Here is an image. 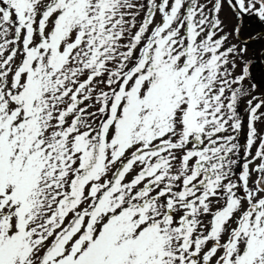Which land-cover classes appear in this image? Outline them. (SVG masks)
Masks as SVG:
<instances>
[{
  "label": "rangeland",
  "instance_id": "374dc122",
  "mask_svg": "<svg viewBox=\"0 0 264 264\" xmlns=\"http://www.w3.org/2000/svg\"><path fill=\"white\" fill-rule=\"evenodd\" d=\"M235 27L218 0H0V264H244L264 38Z\"/></svg>",
  "mask_w": 264,
  "mask_h": 264
},
{
  "label": "flooded vegetation",
  "instance_id": "af4514ba",
  "mask_svg": "<svg viewBox=\"0 0 264 264\" xmlns=\"http://www.w3.org/2000/svg\"><path fill=\"white\" fill-rule=\"evenodd\" d=\"M218 1L224 3L235 16L234 34L240 43H253L264 38V0H248L252 6L256 5V7L245 8V10L238 5V1L247 5L246 0ZM242 30L249 32V35L242 37ZM243 77L249 81H255L257 90L256 96L248 99L246 121L251 125L256 123L264 126V49L258 53L254 51L252 57L243 64ZM251 136L252 132L248 130L244 136V145L250 144ZM260 141L254 154L241 161L238 171L246 188L244 199L246 209L238 230L234 231L231 244L236 243L239 236L244 237V264H264V128L260 134ZM243 166L245 173L241 175ZM217 244L216 248L222 246L218 242Z\"/></svg>",
  "mask_w": 264,
  "mask_h": 264
},
{
  "label": "water",
  "instance_id": "95a60500",
  "mask_svg": "<svg viewBox=\"0 0 264 264\" xmlns=\"http://www.w3.org/2000/svg\"><path fill=\"white\" fill-rule=\"evenodd\" d=\"M226 1H227V2H229L228 0H226ZM229 5H230V6H232L230 3H229ZM244 173H245V169H244V166H243V168H242V170H241V175H243ZM188 215H189V214H186V215H185V218H187V217H188ZM217 245H218V244H217V243H215L213 247H214V248H216V247H217Z\"/></svg>",
  "mask_w": 264,
  "mask_h": 264
},
{
  "label": "trees",
  "instance_id": "16d2710c",
  "mask_svg": "<svg viewBox=\"0 0 264 264\" xmlns=\"http://www.w3.org/2000/svg\"><path fill=\"white\" fill-rule=\"evenodd\" d=\"M118 171H120V170H118ZM116 177V176H115Z\"/></svg>",
  "mask_w": 264,
  "mask_h": 264
}]
</instances>
